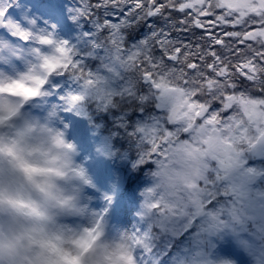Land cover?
<instances>
[{
  "label": "rangeland",
  "instance_id": "1",
  "mask_svg": "<svg viewBox=\"0 0 264 264\" xmlns=\"http://www.w3.org/2000/svg\"><path fill=\"white\" fill-rule=\"evenodd\" d=\"M31 2L33 3L34 0ZM91 2L95 4L97 0H91ZM8 6L11 9L7 10V21L0 23V25L2 24L1 36L8 38L6 44L0 45V72L19 76L39 65L41 56L57 54L55 45H42L35 38L24 41L15 35V29L8 26L10 22L13 25H18L22 30L31 32L33 37L50 35L56 42L67 41L76 52L75 59L81 61L86 69L103 77L99 89H92L86 88L83 80L77 79L75 76L74 79L77 81L68 84L64 82L63 76L60 77L54 73L49 82L44 85L42 98H33L25 109L30 116L49 121L55 127L63 130L69 141L71 140L68 137V121L76 120L75 127L82 140L86 142L88 153L93 155L92 166L95 168H93L95 173L101 177L102 182L106 183V180L111 178V174L119 176L123 172L125 164L129 163L135 166V164L140 165L142 159L145 160L146 155L143 153H148L150 148L145 133L152 129L166 127L172 130L181 142L190 139L181 130L182 124L170 123L171 102L168 106L160 108L161 95L155 93L151 86H144L137 73L123 68L115 60L114 50L108 46H99L105 41L108 33H98L96 24L87 17L77 18L81 0H37L34 7L18 3V0H0V8H8ZM63 21L66 23L65 25ZM114 22L117 21L114 20ZM59 25L65 26V28L61 29ZM131 30L133 29L126 30L124 33L125 44L129 47L144 38L140 35L141 32L145 34L148 32V28H146L143 31L140 30L136 35L135 31ZM7 33L14 36L13 39ZM37 49H39V54ZM218 85L221 86L220 83ZM162 87L167 90L166 84H162ZM75 93L84 95V99L80 101L81 104H84V100L90 99L96 102V111L100 116L98 119V127H101L99 132L91 131L78 108L73 116L70 115L71 106L74 104L71 98ZM147 104L151 108L153 104L155 111L150 108L146 109ZM178 104L187 105L189 108L194 107L187 100H182ZM116 105L119 109L117 115L119 129H116L113 134L109 129L106 131L103 127L107 123L104 115H108ZM247 108L248 110L243 111L246 116L257 117L260 123L264 124V111L250 110L249 105ZM136 109L137 118L135 117ZM241 123H245L248 129L247 136L235 140L227 148V157L222 161L212 162L202 181L204 195L200 203L192 200L187 194L178 195L166 189L161 178L156 175L159 171V164L153 157L150 159V163L154 170L146 172L145 176H148L142 177L141 182H132L127 196L120 201L118 206H123L121 213H115L113 218L109 216V220H103L105 242L123 246L131 254L132 249H136L132 243L135 237L133 223L136 219V207L131 205V199L133 198L135 201L149 200L154 203L163 198L167 204L173 205L175 208L177 206L183 208L182 212H171L168 209L175 222H182L187 226V221L192 217L197 216L196 223L200 220L197 232L198 243L193 251L192 261L189 262V259L182 255L180 262H175L174 253L168 258V263L252 264L254 259L258 262L260 257L263 256L264 259V140L260 139V133L254 124L244 120H241ZM119 134L125 136L127 140H121L118 137ZM112 142H115V147L112 146ZM123 142L126 144L124 148ZM207 143L209 152L218 153L216 151L217 144H222L224 141H220L218 137H209ZM146 145L149 148L140 153V150H144ZM83 156L77 152L75 159L77 164L86 169L90 183L81 188L83 212L80 215L67 218V223L70 226H87L100 220L102 215L100 216L98 212L100 206L105 204L103 201L107 198L106 193H103L101 189L99 191V188L96 189L91 183L92 176L96 175L86 168ZM105 163L113 164L112 170H105ZM119 167H122V171L119 170ZM255 175L262 178L254 186H248V180ZM116 187L117 185L112 183L105 189L114 191ZM150 189L155 190L153 194H149ZM104 195L105 197L101 198ZM211 197L214 198V201L209 203ZM111 201L108 202L105 211L109 209ZM98 216L99 218L95 221ZM105 216L107 214L104 213L103 217ZM112 219L114 224H110ZM108 224L110 225L108 226ZM250 226L254 229L251 230ZM177 232L174 233V229L172 230L174 235ZM241 240L250 244L254 249L253 252L251 248L252 255H249L248 258L245 257L244 261L238 258L241 248L243 251V247L246 246H242ZM145 263L147 262L145 261Z\"/></svg>",
  "mask_w": 264,
  "mask_h": 264
},
{
  "label": "snow or ice",
  "instance_id": "2",
  "mask_svg": "<svg viewBox=\"0 0 264 264\" xmlns=\"http://www.w3.org/2000/svg\"><path fill=\"white\" fill-rule=\"evenodd\" d=\"M6 13V8H0V23L4 22ZM81 16L92 20L98 33H108L99 46L114 50L115 60L123 68L137 73L143 82L171 102L169 120L182 124L181 130L190 137L181 142L166 127L145 133L150 144L145 159L155 157L159 164L156 175L162 183L174 184L179 180V173L172 165L179 163L181 157L207 155L209 137L224 141L217 144L216 151L226 155L235 140L247 136L248 129L241 120L254 124L260 139L264 140V124L257 117L246 116L239 104L241 96L250 93L259 110L264 111V0H247L243 5L234 0H97L95 4L81 0L77 18ZM140 24L145 25L148 32H141L142 40L126 46L125 31ZM8 26L24 41L35 38L42 45L56 46V55L41 56L39 65L18 76L41 86L23 88L21 85L25 95H42L41 88L48 77L65 72L83 80L86 88L99 89L103 77L76 60V52L67 41L56 42L50 35L33 37L18 25L9 22ZM36 51L39 54V49ZM5 79L13 77L0 72V82ZM225 82L227 91L217 95L216 85ZM162 84L167 85V90ZM71 99L79 102L84 95H74ZM182 100L194 107H177ZM5 104L6 98L0 95V108ZM8 111L9 116L0 115V123L11 118L13 110ZM154 191L150 189L149 194ZM150 207L176 211L163 198ZM119 247L126 253L127 264H134L129 251ZM86 264H94L93 258L89 257Z\"/></svg>",
  "mask_w": 264,
  "mask_h": 264
},
{
  "label": "clouds",
  "instance_id": "3",
  "mask_svg": "<svg viewBox=\"0 0 264 264\" xmlns=\"http://www.w3.org/2000/svg\"><path fill=\"white\" fill-rule=\"evenodd\" d=\"M12 77L0 82V95L6 98L0 115L13 110L11 118L0 123V264H86L89 257L94 264H127L124 250L105 242L103 221L67 223L68 217L83 212L81 188L90 178L77 164L76 145L66 133L25 111L35 97L25 95L23 88L41 86ZM215 160L223 157L214 152L181 157L172 165L179 180L163 185L200 203L202 181ZM176 211L183 208L177 206Z\"/></svg>",
  "mask_w": 264,
  "mask_h": 264
},
{
  "label": "trees",
  "instance_id": "4",
  "mask_svg": "<svg viewBox=\"0 0 264 264\" xmlns=\"http://www.w3.org/2000/svg\"><path fill=\"white\" fill-rule=\"evenodd\" d=\"M24 1L29 7L36 6L37 0H34L32 3L31 0H22ZM24 3V4H25ZM37 12V11H36ZM143 24L137 25L133 30L135 31V34L138 35L139 31H143ZM131 30V31H133ZM8 41L7 38H4L3 36L0 38V45L6 44ZM65 81L69 84H73V82H76L77 80L74 79V75L71 72H66ZM81 93V92H80ZM44 95V92L43 94ZM42 95L39 96V98H42ZM96 102L90 100H84V104L79 105V110L82 115L85 116L87 124L90 125V128L93 132H99L101 127H98V119L99 114L96 111ZM119 109L118 105H116L115 108H112L109 111L108 115H104V118L106 119V125L103 126L104 129L107 131L110 130V133L115 134V130L119 129V123L117 122V115ZM137 109L135 111V115L137 114ZM138 115L135 117L137 118ZM130 125L128 126V128ZM118 137L125 141L127 140L126 137L122 136L121 134L118 135ZM125 142H123L122 146L124 148ZM144 150H140V153L143 151L145 152L146 149L149 148L148 145L144 146ZM150 149V148H149ZM139 152V151H138ZM132 153V152H131ZM147 152L143 153L146 155ZM138 157V156H136ZM145 157V156H144ZM144 163H140V165L137 166L135 171L133 172L132 178L130 179V182L128 184L129 188H131L132 182H138L141 180L142 177H146L145 173L152 169V164L150 163V159H145ZM108 170H111L113 167L110 165H107ZM111 184L118 183L119 182V176L117 174L111 176ZM213 180V178H212ZM108 182V181H107ZM106 186L111 185L110 181L107 183ZM141 182V181H140ZM143 199V198H142ZM214 201V198H213ZM212 201V202H213ZM131 205H135V221L133 223L134 230L133 233L135 234L134 240H135V256L140 260L143 264L146 261V264H174V263H168V258L175 253V262H180L181 256L184 255L188 261L191 262L193 251L195 247H197L198 243V227L200 226V220L196 223L198 220L197 216L192 220L187 221V226H190L189 228H185L186 224H183L182 222H175V220L172 218L171 212L174 211H168L167 208H151V201L149 200H141V201H135L133 198L131 199ZM134 203V204H133ZM122 207L115 206L113 211L111 212V218H113V215L119 214L122 211ZM179 212V211H177ZM110 219V218H109ZM108 219V220H109ZM202 220V219H201ZM108 222V221H107ZM204 222V221H203ZM196 223V225H195ZM110 224H114L113 219L110 221ZM108 224V226L110 225ZM251 230H253V227H249ZM174 229V233L177 234L174 235L172 233V230ZM139 240L141 243L137 244L136 241ZM243 251L241 248L240 257H238L241 261H244L246 258L249 257V255H252L251 248L254 252L253 247H251L250 244L245 242L244 240H241ZM248 246H247V244ZM253 244V242H252ZM263 257V256H262ZM260 257V261L257 260L252 262V264H264V259ZM177 259V260H176ZM144 261V262H143ZM183 263V261H181Z\"/></svg>",
  "mask_w": 264,
  "mask_h": 264
},
{
  "label": "flooded vegetation",
  "instance_id": "5",
  "mask_svg": "<svg viewBox=\"0 0 264 264\" xmlns=\"http://www.w3.org/2000/svg\"><path fill=\"white\" fill-rule=\"evenodd\" d=\"M234 2L237 3V0H234ZM226 91H227V84H226V82L225 83H222L220 87H219L218 84L216 85L217 95H223ZM253 99L254 98H251L250 97V93L245 94L244 96H241L240 101H239V104L242 105L243 111L244 110H248V108H247L248 105H249V109L250 110H253L254 111L255 109H259V105Z\"/></svg>",
  "mask_w": 264,
  "mask_h": 264
},
{
  "label": "water",
  "instance_id": "6",
  "mask_svg": "<svg viewBox=\"0 0 264 264\" xmlns=\"http://www.w3.org/2000/svg\"><path fill=\"white\" fill-rule=\"evenodd\" d=\"M247 2V0H239L238 1V4H241V5H243V4H245ZM145 85H149V84H147V83H145V82H143ZM168 103H169V100H167L166 98H164L163 99V101H162V105L163 106H166V105H168ZM177 107H183V106H181V105H177ZM220 154V153H219ZM223 158H225L226 157V155H227V153H226V155L225 154H220ZM262 177L261 176H252V178H250L249 180H248V182H247V185L248 186H254L255 184H256V182L257 181H259L260 179H261Z\"/></svg>",
  "mask_w": 264,
  "mask_h": 264
}]
</instances>
